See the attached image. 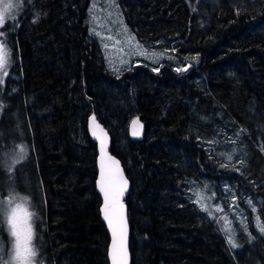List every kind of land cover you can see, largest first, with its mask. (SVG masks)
<instances>
[{"label":"trees","instance_id":"1","mask_svg":"<svg viewBox=\"0 0 264 264\" xmlns=\"http://www.w3.org/2000/svg\"><path fill=\"white\" fill-rule=\"evenodd\" d=\"M118 2L145 47L194 64L117 74L89 30L90 0H23L2 28L11 62L0 83V192L30 199L37 262L109 264L95 111L131 182L132 264H264L252 217L249 231L235 222L233 247L211 204L229 208L235 190L251 216L250 195L264 222V0ZM136 115L142 140L129 134ZM205 175L207 210L189 183Z\"/></svg>","mask_w":264,"mask_h":264},{"label":"rangeland","instance_id":"2","mask_svg":"<svg viewBox=\"0 0 264 264\" xmlns=\"http://www.w3.org/2000/svg\"><path fill=\"white\" fill-rule=\"evenodd\" d=\"M7 2V0H5ZM14 4L20 3V0H12ZM23 4L20 3V6L14 8L9 16H17L19 11L21 10ZM9 20H13L6 17V22ZM88 20H89V30L91 34L97 38L102 47V52L105 57V60L108 63V66L114 70L117 74H119L124 68L131 66L134 63H146V64H154V63H163L164 61H168L169 63L174 65L175 70L178 68H183L188 70L193 64V60H188L183 57L174 56L171 53L162 52L154 49H150L145 47L136 37V35L131 31L129 26L126 23L123 11L119 5L118 0H90L89 8H88ZM5 22V23H6ZM4 23V25H5ZM0 27V32H2V28ZM0 43H4L5 47L9 50L8 46L3 40V36H0ZM143 54H140V53ZM155 71H158V67H154ZM185 70V71H186ZM177 71V70H176ZM9 66L7 67V75L3 77L6 79L9 74ZM182 72V71H179ZM14 76V75H11ZM239 151L241 149L237 148ZM214 168L211 165L207 171H211ZM210 180V178L205 175L202 176L199 180H190L189 183H192L190 189L191 191L197 193L196 199L201 207L204 209H208V205L210 204V199L207 194H204V191L207 190L206 181ZM226 189H233L231 183H228ZM9 194H14L19 197H24L19 192H13ZM9 194H3L0 192V201L7 200ZM6 195V196H5ZM250 196V195H249ZM245 197L244 204L250 206L248 201L252 202L250 206L252 208L251 216L245 211V208L241 206V196L234 190V196L230 200L229 208H223L221 205H215L213 202L211 203L213 206H216L218 210H220V215L218 218L223 221L221 226L225 235L229 240V236L236 241V228L235 222L238 221L241 226L249 231V218L252 217L255 225H257L256 217L259 216L257 210V203L252 196ZM30 199L27 198V203L24 205L28 211L33 213L32 217V228L34 232V212L32 210ZM255 208V211L253 210ZM2 210V209H0ZM32 210V211H31ZM261 221V219H260ZM226 222H230L227 224L228 227L231 228V232H226L225 226ZM262 222V221H261ZM7 232V235L5 233ZM34 236L32 240L31 247L34 249ZM12 243L13 238L11 237L8 226L4 222L3 217L0 216V264H7L10 260V255L12 253ZM36 256V255H35ZM31 264H40L37 262L36 258L33 257L31 260Z\"/></svg>","mask_w":264,"mask_h":264},{"label":"snow or ice","instance_id":"3","mask_svg":"<svg viewBox=\"0 0 264 264\" xmlns=\"http://www.w3.org/2000/svg\"><path fill=\"white\" fill-rule=\"evenodd\" d=\"M22 3V0H20ZM20 3L14 4L12 0H0V27L6 22V17L15 20V16H9L14 8L20 6ZM4 33L0 32V36ZM140 54H143L142 52ZM11 62V52L8 50L4 43H0V83L3 82V77L7 75V67ZM156 70V69H154ZM177 71H185L186 69L178 68ZM93 123V135H97V130H99L100 135L97 136L101 141V151L103 153L104 149V139L107 135L106 132L96 123L95 116L92 118ZM133 124V135H139L140 132L137 131L138 120H134ZM142 128V125H139ZM23 151V149H21ZM104 157L101 158V178H100V189L104 195V216L107 219L109 226L112 227L114 237L117 235L119 230V239L113 240V251L112 259L113 264H126L127 252L124 245L125 236V226L123 218V205L120 202V197L126 190L127 181L120 174L119 168L113 173L111 168H109L108 173L104 171L103 164ZM108 159L112 164L118 165V161L112 160L111 157ZM16 161H13L15 163ZM117 174L119 178L117 179ZM27 203L26 197H19L14 194H9L7 200L0 201V216L3 217L4 222L8 226V231L13 238L12 243V253L10 255V260L7 264H31V260L35 257L36 252L31 247L34 232L32 228V217L33 213L28 211L24 206ZM248 204L251 206L252 202L249 200ZM207 210V209H205ZM255 211V208L253 207ZM257 227L261 232H264V222H261L259 217H256ZM230 222H226L225 231L231 232V228L227 226ZM229 244L236 247L234 240L229 236Z\"/></svg>","mask_w":264,"mask_h":264},{"label":"water","instance_id":"4","mask_svg":"<svg viewBox=\"0 0 264 264\" xmlns=\"http://www.w3.org/2000/svg\"><path fill=\"white\" fill-rule=\"evenodd\" d=\"M95 116V121L96 123L104 130V132L107 133V135L105 137H103L104 139V149H103V153L101 151V141L100 139L97 138V136L100 135L99 130H97V135L94 136L92 129H93V123H92V117ZM134 120H138V126H137V131L140 132L139 135H133V124L132 122ZM139 125H142V128L139 127ZM88 131L90 134V137L93 141L96 142L97 144V148H98V156H97V166H98V176H97V180H96V189L98 191V193L100 194L101 198H102V204H101V215H102V219L105 222L109 234H110V243H109V247H108V258H109V264H113V259H112V251H113V240L119 239V230L117 231V235L114 237L113 235V230L112 227L109 226V223L107 221V219L104 216V204H105V200H104V195L103 192L100 189V178H101V158L102 156L104 157L103 159V164H104V171L107 174L109 168H111L112 172L115 173L116 169L119 168L120 170V174H122L123 178L127 181V186H126V190L123 192L122 196L120 197V202L123 205V218H124V226H125V236H124V245L126 248V252H127V260H126V264H132V254L130 251V222H129V214H128V206L125 202V198L129 195L130 193V187H131V182L130 179L125 171V168L122 164V161L120 160L119 157H117L115 154L112 153L111 151V143H112V139H111V135L108 131V129L104 126V124L100 121V119L97 116V113L95 111H93L91 113V115L88 118ZM129 134L131 136V138L135 139V140H142L144 138L145 135V123L144 121L140 118V116L136 115L132 118L130 125H129ZM108 157H111L112 160L118 161V165L112 164V162L108 159ZM119 178V174H117V179Z\"/></svg>","mask_w":264,"mask_h":264}]
</instances>
